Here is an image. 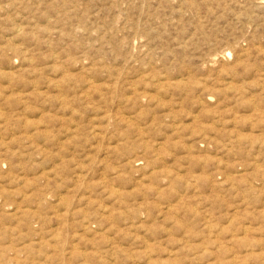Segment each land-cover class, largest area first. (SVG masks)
Returning a JSON list of instances; mask_svg holds the SVG:
<instances>
[{
	"label": "rangeland",
	"instance_id": "obj_1",
	"mask_svg": "<svg viewBox=\"0 0 264 264\" xmlns=\"http://www.w3.org/2000/svg\"><path fill=\"white\" fill-rule=\"evenodd\" d=\"M0 264H264V1L0 0Z\"/></svg>",
	"mask_w": 264,
	"mask_h": 264
},
{
	"label": "bare ground",
	"instance_id": "obj_2",
	"mask_svg": "<svg viewBox=\"0 0 264 264\" xmlns=\"http://www.w3.org/2000/svg\"><path fill=\"white\" fill-rule=\"evenodd\" d=\"M262 1V0H261ZM264 1V0H263Z\"/></svg>",
	"mask_w": 264,
	"mask_h": 264
}]
</instances>
